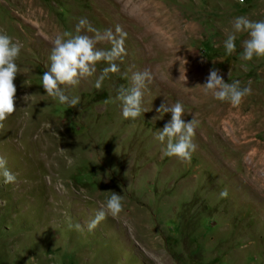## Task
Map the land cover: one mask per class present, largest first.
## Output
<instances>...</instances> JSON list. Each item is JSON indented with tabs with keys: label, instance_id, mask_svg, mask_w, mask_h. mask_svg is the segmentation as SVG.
Listing matches in <instances>:
<instances>
[{
	"label": "rangeland",
	"instance_id": "obj_1",
	"mask_svg": "<svg viewBox=\"0 0 264 264\" xmlns=\"http://www.w3.org/2000/svg\"><path fill=\"white\" fill-rule=\"evenodd\" d=\"M240 16L264 20V0H0V33L21 46L16 111L0 130L16 176L0 177V264H264V58L241 59L247 33L226 54ZM82 18L101 33L119 26L126 55L100 90L104 62L71 89L70 108L42 75L56 36L76 35ZM87 27L79 34L94 35ZM213 68L251 88L238 107L202 87ZM144 70L146 112L125 119L118 90ZM177 101L196 122L191 163L156 139L171 120L157 109ZM112 192L123 211L89 232Z\"/></svg>",
	"mask_w": 264,
	"mask_h": 264
},
{
	"label": "clouds",
	"instance_id": "obj_2",
	"mask_svg": "<svg viewBox=\"0 0 264 264\" xmlns=\"http://www.w3.org/2000/svg\"><path fill=\"white\" fill-rule=\"evenodd\" d=\"M87 25V30L94 35L79 34L81 28ZM77 34L64 33L57 35L53 41V48L50 59V67L42 75V87L46 95L60 105L75 108L79 104L78 96H70L68 92L77 87L82 80L94 76L97 65L100 62L108 66L95 81V88L100 90L102 83L109 73L120 71L116 61L123 60L126 55L124 38L126 33L117 26L114 34L111 29L103 33L92 28L84 18L80 19L77 25ZM247 33L248 39L243 42V53L241 59L251 61L254 57L264 58V20L252 21L244 16L236 17L233 22V32L224 41V48L227 55L236 51V34ZM67 37V38H65ZM100 43H109L110 49L98 48ZM21 46L15 43L10 36L0 33V130L3 129V122L15 111L16 86L14 80L19 73L16 60L19 58ZM153 80L149 70L134 72L131 76L130 86L121 87L118 90L117 100L121 103L122 116L125 119L136 120L142 113L143 90ZM206 93L211 94L219 101H227L233 107H238L244 98L251 94L250 87H241L239 81L233 83L224 82L219 69L213 68L207 77L206 83L202 85ZM159 113H171V120L165 124L156 135V139L165 145L163 155L176 157L181 163H191L196 145L193 143L195 136V120L185 122L182 116L185 114L183 105L177 101L174 105L162 104L157 109ZM0 177L4 184L16 182V176L7 167V160L0 156ZM228 191L225 189L220 193L221 198H227ZM123 211L122 196L112 192L107 199L106 205L95 213L93 219L87 224L89 232H93L98 225L111 216L116 218ZM78 231H82L80 224L72 225Z\"/></svg>",
	"mask_w": 264,
	"mask_h": 264
}]
</instances>
